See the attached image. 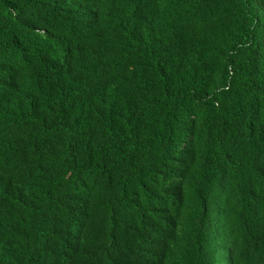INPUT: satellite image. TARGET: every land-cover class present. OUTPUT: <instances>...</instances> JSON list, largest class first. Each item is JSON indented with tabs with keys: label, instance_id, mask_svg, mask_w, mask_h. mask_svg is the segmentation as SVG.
<instances>
[{
	"label": "trees",
	"instance_id": "trees-1",
	"mask_svg": "<svg viewBox=\"0 0 264 264\" xmlns=\"http://www.w3.org/2000/svg\"><path fill=\"white\" fill-rule=\"evenodd\" d=\"M0 264H264V0H0Z\"/></svg>",
	"mask_w": 264,
	"mask_h": 264
},
{
	"label": "bare ground",
	"instance_id": "bare-ground-1",
	"mask_svg": "<svg viewBox=\"0 0 264 264\" xmlns=\"http://www.w3.org/2000/svg\"><path fill=\"white\" fill-rule=\"evenodd\" d=\"M159 187V186H158Z\"/></svg>",
	"mask_w": 264,
	"mask_h": 264
}]
</instances>
